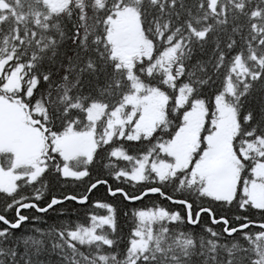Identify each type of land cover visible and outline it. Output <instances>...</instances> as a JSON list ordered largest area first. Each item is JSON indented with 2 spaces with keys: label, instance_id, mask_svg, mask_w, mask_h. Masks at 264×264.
I'll return each instance as SVG.
<instances>
[{
  "label": "snow or ice",
  "instance_id": "obj_1",
  "mask_svg": "<svg viewBox=\"0 0 264 264\" xmlns=\"http://www.w3.org/2000/svg\"><path fill=\"white\" fill-rule=\"evenodd\" d=\"M0 202V264H264V0H0Z\"/></svg>",
  "mask_w": 264,
  "mask_h": 264
},
{
  "label": "trees",
  "instance_id": "obj_2",
  "mask_svg": "<svg viewBox=\"0 0 264 264\" xmlns=\"http://www.w3.org/2000/svg\"><path fill=\"white\" fill-rule=\"evenodd\" d=\"M61 189H59L58 187L54 189V191L59 192ZM53 189L50 188L49 190V195L52 193ZM167 191H171V189H168ZM96 196L97 197H105V193L103 192V190H99L96 192ZM111 199V198H109ZM156 199L153 196H150L146 199H144L142 202H135V204L137 206H140L141 204L143 205H149L153 202V200ZM162 200H159V202H161ZM164 202V201H163ZM2 203V202H0ZM116 205H117V229L118 232L123 234V235H127L128 232L130 231L131 227L133 226L132 220H131V215H130V211H129V215L125 216L124 212L128 211V209L125 207V205L127 204V202H123L121 203L120 201H115ZM166 203V202H165ZM24 211V210H22ZM9 218H11V216L13 215L11 212L8 214ZM64 219H68V220H72L75 221L77 219L82 220L83 219V212H79L76 216H72V215H67L65 217H60L58 216L56 213L53 212H49L46 217L45 220L39 222V226L42 228L45 227H49V226H58L61 220ZM215 227V226H214ZM18 234H26V229L21 228L17 230Z\"/></svg>",
  "mask_w": 264,
  "mask_h": 264
},
{
  "label": "flooded vegetation",
  "instance_id": "obj_3",
  "mask_svg": "<svg viewBox=\"0 0 264 264\" xmlns=\"http://www.w3.org/2000/svg\"><path fill=\"white\" fill-rule=\"evenodd\" d=\"M167 190H168V189H167ZM150 196H151V195H150ZM150 196H149V197H150ZM165 202H166V201L163 202V200H162L160 203H165ZM166 203H167V202H166Z\"/></svg>",
  "mask_w": 264,
  "mask_h": 264
}]
</instances>
